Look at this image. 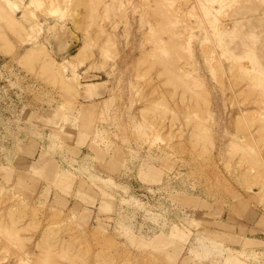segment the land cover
<instances>
[{
	"label": "rangeland",
	"instance_id": "374dc122",
	"mask_svg": "<svg viewBox=\"0 0 264 264\" xmlns=\"http://www.w3.org/2000/svg\"><path fill=\"white\" fill-rule=\"evenodd\" d=\"M0 34V264L258 259L264 0H0Z\"/></svg>",
	"mask_w": 264,
	"mask_h": 264
},
{
	"label": "crops",
	"instance_id": "0c3cea01",
	"mask_svg": "<svg viewBox=\"0 0 264 264\" xmlns=\"http://www.w3.org/2000/svg\"><path fill=\"white\" fill-rule=\"evenodd\" d=\"M91 82L100 83L98 81H90V83ZM97 86L89 91V93L86 90L85 92L89 95L99 93L100 91L97 90ZM251 206L254 207L251 213L247 211L246 214L240 216V219L237 217L234 218V221H238V225L236 226L237 228L233 230V235L237 236L238 233L240 238V235H243L242 240H245L250 244V246L243 248V251L247 255L258 258L252 259V257H250L246 260L248 264H264V211L259 203H251ZM235 249L239 251V249ZM243 262L244 261H241L239 264H242Z\"/></svg>",
	"mask_w": 264,
	"mask_h": 264
},
{
	"label": "bare ground",
	"instance_id": "6f19581e",
	"mask_svg": "<svg viewBox=\"0 0 264 264\" xmlns=\"http://www.w3.org/2000/svg\"><path fill=\"white\" fill-rule=\"evenodd\" d=\"M10 24H13V25H10V26H14L12 29H14L15 27H16V24H14V22L13 21H10ZM0 37H2L1 36V34H0ZM3 39H5V38H0V41H2L0 44H2V43H6L7 41H6V39L5 40H3ZM4 41H6V42H4ZM8 44V43H7ZM0 46H3V45H0ZM7 46H9V45H6L5 46V44H4V46L2 47L3 49H5V51H9L7 48ZM7 47V48H6ZM39 47V48H38ZM1 48V49H2ZM40 48H43L42 50H43V53L45 52L44 51V47H42V45L41 46H39V45H36V47H33V48H30V49H28V51H26L25 52V54H24V56H22L23 58H21V61H22V59H26V58H29V56L32 58V59H34L35 58V56L36 55H33V54H35V53H37V56L40 54L39 52H41V49ZM84 48L85 47H81L73 56H72V58H73V60H80L79 59V57L81 56V54H82V52L84 51ZM42 53V52H41ZM42 53V54H43ZM83 56V55H82ZM25 57V58H24ZM46 57V56H45ZM30 60V58L29 59H27V60H24V61H29ZM81 60H83V59H81ZM72 61V60H71ZM70 61V63H72ZM23 62V61H22ZM48 62H50L49 60H48ZM47 63V62H46ZM51 63V62H50ZM43 64V66H45V67H43V69H44V73L45 74H47L48 73V75H51L53 78L55 77V75L56 76H58V77H60L59 75H57V74H55L54 75V73L56 72V73H58L56 70H54L55 68H53L52 66H55L56 68H57V66L56 65H53V64H55L54 62L53 63H51V64ZM74 64V63H73ZM73 64H72V66H73ZM47 65V66H46ZM58 70V69H57ZM50 72V73H49ZM51 72H53V73H51ZM56 78V77H55ZM59 79V78H58ZM60 80H62L61 78H60ZM61 82V81H60ZM62 83V82H61ZM62 86H64L63 87V89L65 90V91H68L69 90V88H68V85H66V83H63V85ZM68 88V90H66Z\"/></svg>",
	"mask_w": 264,
	"mask_h": 264
}]
</instances>
